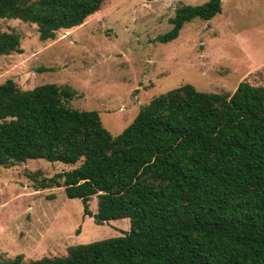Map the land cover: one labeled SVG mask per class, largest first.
Here are the masks:
<instances>
[{
    "label": "trees",
    "instance_id": "obj_1",
    "mask_svg": "<svg viewBox=\"0 0 264 264\" xmlns=\"http://www.w3.org/2000/svg\"><path fill=\"white\" fill-rule=\"evenodd\" d=\"M105 1L0 0V18L35 23L46 41L82 25ZM222 9L223 0L184 4L158 40L173 41L186 23ZM21 41L0 32V55L21 51ZM77 94L69 84L1 83L0 166L81 162L38 189L63 186L99 224L131 218V230L72 245L65 256L0 253V264H264L263 85L242 81L223 93L183 84L155 96L118 135L99 111L74 108Z\"/></svg>",
    "mask_w": 264,
    "mask_h": 264
},
{
    "label": "rangeland",
    "instance_id": "obj_2",
    "mask_svg": "<svg viewBox=\"0 0 264 264\" xmlns=\"http://www.w3.org/2000/svg\"><path fill=\"white\" fill-rule=\"evenodd\" d=\"M207 1L106 0L82 25L46 41L37 24L0 18V32L22 37L21 51L0 55V84L13 79L23 89L72 85L78 94L71 105L99 111L114 135L155 96L186 83L223 93H233L242 81L264 86V0H223L222 12L211 20L196 18L175 40H158L172 28L177 8ZM80 163L31 159L0 166L1 254H22L24 261L65 256L72 245L131 230V218L99 224L63 186L38 189L43 178ZM97 209L93 196L90 210Z\"/></svg>",
    "mask_w": 264,
    "mask_h": 264
}]
</instances>
